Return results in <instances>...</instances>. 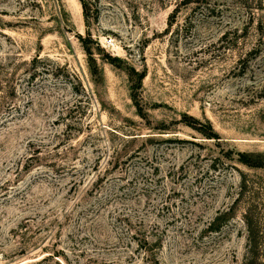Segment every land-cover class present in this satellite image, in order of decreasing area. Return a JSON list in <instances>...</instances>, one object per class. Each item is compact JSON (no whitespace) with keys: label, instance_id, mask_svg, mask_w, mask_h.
<instances>
[{"label":"rangeland","instance_id":"obj_1","mask_svg":"<svg viewBox=\"0 0 264 264\" xmlns=\"http://www.w3.org/2000/svg\"><path fill=\"white\" fill-rule=\"evenodd\" d=\"M84 1L0 0V264H264V0Z\"/></svg>","mask_w":264,"mask_h":264},{"label":"trees","instance_id":"obj_2","mask_svg":"<svg viewBox=\"0 0 264 264\" xmlns=\"http://www.w3.org/2000/svg\"><path fill=\"white\" fill-rule=\"evenodd\" d=\"M82 4H83V8H84V11L86 13V17H87V3L82 0ZM81 39H82V42L86 48V50L88 52H90V48H91V45L89 44L90 43V40L92 38L91 34L89 33L88 36H82L80 35ZM214 132V131H213ZM216 134V133H215ZM240 159L245 162V163H248L250 165H264V159H257V158H254L252 156V154H250L249 152H241L240 154Z\"/></svg>","mask_w":264,"mask_h":264},{"label":"built area","instance_id":"obj_3","mask_svg":"<svg viewBox=\"0 0 264 264\" xmlns=\"http://www.w3.org/2000/svg\"><path fill=\"white\" fill-rule=\"evenodd\" d=\"M108 41L111 42L112 41V38H110Z\"/></svg>","mask_w":264,"mask_h":264}]
</instances>
